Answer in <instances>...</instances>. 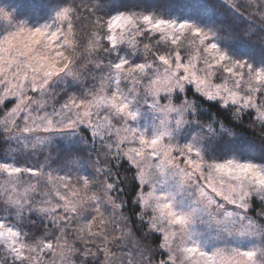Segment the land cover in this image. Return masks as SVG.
I'll return each instance as SVG.
<instances>
[{"label": "snow or ice", "instance_id": "1", "mask_svg": "<svg viewBox=\"0 0 264 264\" xmlns=\"http://www.w3.org/2000/svg\"><path fill=\"white\" fill-rule=\"evenodd\" d=\"M223 2L258 51L206 5L0 0V264H264V0Z\"/></svg>", "mask_w": 264, "mask_h": 264}, {"label": "trees", "instance_id": "2", "mask_svg": "<svg viewBox=\"0 0 264 264\" xmlns=\"http://www.w3.org/2000/svg\"><path fill=\"white\" fill-rule=\"evenodd\" d=\"M17 2L22 6L25 11H31V3L32 0H17ZM177 2L181 5L186 6V9L190 10V6L193 5H206L207 7L203 9L205 11L206 16L211 17L216 21L217 25L223 27L225 31H232L235 36L233 41L234 46L240 47L241 49H247V47H241V45H250L252 43L254 48L258 51L260 46L261 34L259 31H255L254 29L249 30L248 24L246 20H234L229 12L228 8L225 6L223 0H177ZM124 3L132 6L136 3V0H124ZM246 30L254 31L253 35L248 37L244 36V32ZM218 116L217 108L215 106H210L207 103L202 105V112L200 119L207 121L211 117ZM227 119V117H224ZM250 116H245L243 119V123L239 125L236 129L239 132H247L251 135L254 131H258V126L254 127L250 124ZM16 147L13 145V148ZM12 152V148H9L7 145L0 144V155L8 154L10 155ZM20 163H25L26 161L37 165L42 162L43 157L37 155H21L18 157ZM121 175L125 174L124 169H121ZM127 197V207L125 209L126 213L135 220L134 213L138 211L136 206L132 203V192L131 188L128 187L125 194ZM41 225L38 224V227ZM2 259V258H1Z\"/></svg>", "mask_w": 264, "mask_h": 264}, {"label": "rangeland", "instance_id": "3", "mask_svg": "<svg viewBox=\"0 0 264 264\" xmlns=\"http://www.w3.org/2000/svg\"><path fill=\"white\" fill-rule=\"evenodd\" d=\"M248 46V48H250V47H254V45L252 44V43H250V45H245V44H243V45H241V47H247ZM1 259V258H0Z\"/></svg>", "mask_w": 264, "mask_h": 264}]
</instances>
